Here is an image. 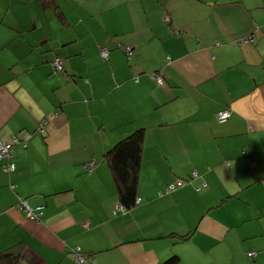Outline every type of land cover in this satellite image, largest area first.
Instances as JSON below:
<instances>
[{"label": "crops", "instance_id": "1", "mask_svg": "<svg viewBox=\"0 0 264 264\" xmlns=\"http://www.w3.org/2000/svg\"><path fill=\"white\" fill-rule=\"evenodd\" d=\"M139 128L142 203L114 214L105 155ZM18 133L30 137L14 146L16 170L0 167V252L17 246L24 264H78L77 248L97 264H264V0H0V140ZM21 200L43 207L39 221Z\"/></svg>", "mask_w": 264, "mask_h": 264}, {"label": "trees", "instance_id": "2", "mask_svg": "<svg viewBox=\"0 0 264 264\" xmlns=\"http://www.w3.org/2000/svg\"><path fill=\"white\" fill-rule=\"evenodd\" d=\"M143 145H144V128H139L129 136L118 141L110 150L107 151L105 155L118 189L119 204L124 207L125 209L124 212L138 205L137 202L138 182L140 176ZM191 179H197V178H192V176H190V180ZM179 180L184 182L182 187L187 182V180L185 179L178 178L177 181ZM177 181H175L174 183H176ZM174 183L168 184L165 187V189L162 190L161 192L163 194H169L166 193V189L168 188L169 185H172ZM141 203H142V199H141ZM141 203H139V205ZM191 234L192 232L183 235L181 236V239L187 240L191 237ZM83 254L92 258V260L89 261L87 264H93V261L95 262V264H97V259L95 255L86 254V253ZM255 255L256 254L254 253L253 256H249V255L248 256L252 258ZM179 261H180V257L174 255L171 258H169L165 262V264H177ZM0 264H24L23 256L18 251L17 246L10 247L0 252Z\"/></svg>", "mask_w": 264, "mask_h": 264}, {"label": "built area", "instance_id": "3", "mask_svg": "<svg viewBox=\"0 0 264 264\" xmlns=\"http://www.w3.org/2000/svg\"><path fill=\"white\" fill-rule=\"evenodd\" d=\"M166 21L170 22V16L169 15L166 17ZM253 42H254V36L250 35L249 37L242 40L241 44H248V43H253ZM117 46L122 47V45H120L118 43H117ZM123 50L125 51V53L128 57V60H131L133 55H134V48L131 46H123ZM109 53H110V51L108 49H102V51H101L102 58L105 60L109 59ZM52 65L56 71L63 72L64 65H63L62 59L57 57L56 59L53 60ZM150 76L153 79H156V81L159 85L162 86L165 84V79L163 77V71H159L158 73H151ZM136 81H138V79H136ZM54 115H56V113H54ZM231 115H232V110L229 107H226L217 113V119L220 122H225L231 117ZM48 121H49L48 118H46L42 121V124L38 128V130L40 132L45 133V127L48 124ZM29 137H30V133L25 134V135L18 133V134L13 136V138L10 142H4V141L0 140V167L2 168V171L4 173L11 174L16 170V163L14 160V158H15L14 146L17 144H23L24 146H27L26 141L29 139ZM95 165H96V163L94 161H91V162L87 163L86 165H84V167L91 171L95 168ZM191 176H192V178H198L199 177V175L196 171H193ZM183 184H184V182L179 180L176 183L169 185L168 188L166 189V193H170V192L175 191L177 189V187H180ZM204 186H206V182L204 183ZM159 194L162 195L163 193L159 192ZM137 202H138V204L141 203L140 197H138ZM20 209H22L26 212L29 219L34 220V221H39L40 216L42 215L43 207H38L35 211L34 209H32L28 205V203L26 201L21 200L20 201ZM118 211L124 212L125 209L123 206L118 204L114 213L116 214ZM75 254L77 256L76 261L78 264H87L89 261L92 260L91 257L84 255L80 248H77L75 250ZM248 255L253 256L254 252H250ZM93 264H95L94 261H93Z\"/></svg>", "mask_w": 264, "mask_h": 264}, {"label": "rangeland", "instance_id": "4", "mask_svg": "<svg viewBox=\"0 0 264 264\" xmlns=\"http://www.w3.org/2000/svg\"><path fill=\"white\" fill-rule=\"evenodd\" d=\"M133 58V57H132Z\"/></svg>", "mask_w": 264, "mask_h": 264}]
</instances>
